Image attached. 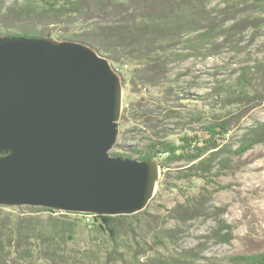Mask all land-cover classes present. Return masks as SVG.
<instances>
[{
  "label": "trees",
  "instance_id": "16d2710c",
  "mask_svg": "<svg viewBox=\"0 0 264 264\" xmlns=\"http://www.w3.org/2000/svg\"><path fill=\"white\" fill-rule=\"evenodd\" d=\"M229 1L233 0L215 10L209 8L211 0H14L8 5L0 0V29L4 30L0 38L49 37L78 42L108 60L122 85L129 87L131 100L120 120L133 125L145 140L142 146L127 147L124 154H110L155 161L164 174L155 196L133 215L71 213L32 206H17L18 211L12 212V207L0 205V264H264V252L202 256L209 241L228 244L233 239L231 227L219 219L225 208L211 205L220 189L209 188L213 178L230 168L232 157L264 143V122L247 129L237 149L225 142L233 127L264 103V60L239 68L234 82L213 88L209 121L205 100L177 98L172 88L161 98L170 65L182 55L179 51L199 49L185 46L186 37L193 35L200 44L222 39L221 44L231 45L250 28L255 30L252 39L257 38L264 18L239 19L242 9H236L248 5L260 8L264 0ZM229 21L232 23L227 25ZM126 67L127 80L121 72ZM162 100L193 105L195 113L174 106L159 108ZM169 119H176L182 134H172L165 127L164 121ZM192 123L199 127H188ZM120 146L115 144L113 149L119 151ZM177 163L182 165L170 174ZM195 181L203 185L199 187ZM173 193L182 201L167 207L162 200ZM86 216L91 218L87 246L68 249ZM209 219H214L216 226L204 236V242L177 250L192 223ZM169 249L173 253L166 254Z\"/></svg>",
  "mask_w": 264,
  "mask_h": 264
},
{
  "label": "water",
  "instance_id": "95a60500",
  "mask_svg": "<svg viewBox=\"0 0 264 264\" xmlns=\"http://www.w3.org/2000/svg\"><path fill=\"white\" fill-rule=\"evenodd\" d=\"M123 85L91 47L0 38V205L133 215L157 189L155 161L111 156Z\"/></svg>",
  "mask_w": 264,
  "mask_h": 264
},
{
  "label": "rangeland",
  "instance_id": "374dc122",
  "mask_svg": "<svg viewBox=\"0 0 264 264\" xmlns=\"http://www.w3.org/2000/svg\"><path fill=\"white\" fill-rule=\"evenodd\" d=\"M2 1L6 5L14 2V0ZM226 1L211 0L209 8L215 10L223 8ZM232 2L242 3L246 2V0H233ZM232 2L229 1V3ZM248 6L245 9L243 6H239L236 9L237 12L238 9H242L238 12L240 14L238 15L239 19L245 17L251 20L264 18V5L260 8H253L252 5ZM231 23L229 21L227 25ZM0 31V34H3L4 30L0 29ZM254 33V29H247L241 36L236 38L237 42L231 45L228 43L221 44L222 39H210L200 44L196 42L193 35L186 37L184 39L185 46H197L199 49L179 51L182 55L170 65L168 81L162 88L161 98L165 99V90L172 88L177 98L199 99L201 102L205 100L204 104L207 105L205 116L209 121L212 117V111L208 107L210 104L209 94H211L213 88L221 83L227 85L234 82V79L239 74V68L246 65L252 66L256 62L264 60V26L259 31L257 38L252 39ZM190 52H194L193 55L182 60V56ZM206 54L208 56L205 57ZM121 72L127 80L128 68H122ZM130 98L128 85H123L122 111L129 100H131ZM162 102L159 108L174 106L176 109H180L181 112L187 114L195 113L193 105H179V102L176 101L165 103L162 100ZM181 102L186 104V101ZM149 105V107H153L151 103ZM199 107H201L200 109L204 108L202 105H199ZM160 110L155 108L156 113H159ZM257 122H264V103L253 109L237 126L233 127L225 142L231 145L232 150L237 149L244 132ZM175 123L176 119L164 121L165 127L172 134L179 136L183 132L182 127L176 126ZM188 127L197 128L199 125L192 123ZM144 143L143 135L136 132L133 129V125L119 120V135L116 144L121 145L120 147L122 148L119 151L112 149L110 153L120 152L124 154L127 147L133 145L142 146ZM231 163L230 168L222 170L219 177L213 178L214 183L209 188L218 189L220 186L219 191L214 195L211 205L225 208V212L219 219L231 227L233 239L228 244H217L209 241L202 254L205 258L253 255L264 252V143L255 146L239 157H232ZM181 165L182 163L173 164L169 173L172 174V171ZM215 168L217 170L218 165ZM163 175L160 169L158 182L163 179ZM194 183L199 187L203 185L202 181H195ZM181 201L182 197L177 193H173L165 196L162 203L167 207H171L174 203ZM10 211L16 212L18 210L12 207ZM90 222L91 218L89 217L84 223L86 226L82 223L78 227L75 241L67 244L68 249H80L87 246L88 236L90 235L87 226L90 225ZM215 226L216 221L214 219L192 223L177 250L190 249L198 245V243L204 242V236L209 234ZM165 253H173V249H169Z\"/></svg>",
  "mask_w": 264,
  "mask_h": 264
},
{
  "label": "built area",
  "instance_id": "2783aa9c",
  "mask_svg": "<svg viewBox=\"0 0 264 264\" xmlns=\"http://www.w3.org/2000/svg\"><path fill=\"white\" fill-rule=\"evenodd\" d=\"M87 217V220H88V217H90V216H86Z\"/></svg>",
  "mask_w": 264,
  "mask_h": 264
}]
</instances>
